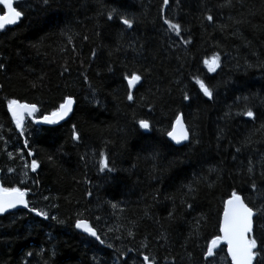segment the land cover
Instances as JSON below:
<instances>
[{
  "label": "trees",
  "instance_id": "1",
  "mask_svg": "<svg viewBox=\"0 0 264 264\" xmlns=\"http://www.w3.org/2000/svg\"><path fill=\"white\" fill-rule=\"evenodd\" d=\"M15 3L22 17L0 32V187L29 207L0 215V264H231L220 221L233 191L264 264V0ZM67 97L68 119L34 122ZM9 100L37 107L20 130ZM179 114L189 138L174 145Z\"/></svg>",
  "mask_w": 264,
  "mask_h": 264
},
{
  "label": "snow or ice",
  "instance_id": "2",
  "mask_svg": "<svg viewBox=\"0 0 264 264\" xmlns=\"http://www.w3.org/2000/svg\"><path fill=\"white\" fill-rule=\"evenodd\" d=\"M47 0H45V3ZM165 5L169 3V0H164ZM0 4L4 6L6 9V13L3 16H0V28H3L5 24L15 23L21 16L22 10H17V7L13 6V0H0ZM113 19L112 15H109V20ZM207 19L211 21L213 19L212 16H208ZM121 23L127 25L128 27H132V22L128 19H121ZM165 24L168 25L169 29L175 32L177 35L180 34L181 26L176 23H172L169 20L164 21ZM219 57L214 55L212 58V63L209 64L208 59H205L204 63L208 66L209 71H214L215 66ZM2 67V65H0ZM125 79L128 81L129 88L133 87L136 82L141 80V76L136 73H132L130 76H126ZM199 87L203 94L211 98L212 92L209 87L206 85L204 81L197 80ZM188 99V96L184 97ZM128 99H132L131 93H129ZM73 101L71 98H66L65 102L61 104V111L59 113H53V116L59 115L62 119L67 113L71 110V105ZM17 109H27L29 111H35V105H20L16 100L8 101V110L11 113L16 127L18 129H22V123L20 119V114ZM245 115L248 117H254V113L249 109ZM46 122L52 123L54 122L48 116L44 117ZM140 127L147 129L149 124L145 120H141ZM181 118L177 116L176 125H180ZM168 135L176 141V143H180L182 140H187L188 135L187 132L181 128L179 133L176 132L174 127L173 131L169 132ZM73 138L78 139L79 136L74 132ZM31 155V153H29ZM103 157V154H101ZM102 168H107V162L105 159L101 160ZM37 167V162L35 160L32 161V169L35 171ZM251 171V169H249ZM254 186V185H253ZM18 204H22L25 208H28L29 205L25 201V192L20 190L19 188H2L0 187V213L7 211L8 209L15 208ZM32 211H36L35 208L31 209ZM37 215L47 216L46 213L36 212ZM254 215L253 208L249 207L248 204L244 202L242 197L238 195L235 191L232 192L231 198L226 202L225 210H224V218L223 223L221 225L220 231L223 233V239L226 240L228 245V252L231 256L233 264H253L254 257L256 256V252L254 249L257 247V241L255 239L247 238V234L252 230V217ZM53 219H56L53 217ZM76 227L78 229L82 228L85 232H88L92 236H96L95 230L88 225L87 221L77 220ZM131 235V233H129ZM99 238V237H97ZM217 240L220 237L216 238ZM216 240L212 241V244L215 245ZM213 254V248L209 247L208 256ZM148 257L145 256V262L148 261Z\"/></svg>",
  "mask_w": 264,
  "mask_h": 264
},
{
  "label": "water",
  "instance_id": "3",
  "mask_svg": "<svg viewBox=\"0 0 264 264\" xmlns=\"http://www.w3.org/2000/svg\"><path fill=\"white\" fill-rule=\"evenodd\" d=\"M6 11H7V10H6ZM5 13H6V12H5ZM5 13H4V14H5ZM4 14H3V15H4ZM3 15H0V16H3ZM17 22H18V20H17L15 23H17ZM15 23H12V24H5V26H4L3 28H5V27H7V26H12V25L15 24ZM3 28H0V29H3ZM138 82H139V81H138ZM138 82H136L135 85H136ZM127 83H128V81H127ZM135 85H134V86H135ZM68 98H70V97H68ZM71 99H72V98H71ZM72 101H73V103H72V105H71V110H70V111L67 113V115H65L62 119L59 117V115H56V116H53V115H52L53 113H59V111H61V108L59 107V109H58L57 111H55V112H53V113H51V114H48V115H44L43 117L37 118V119L35 120V122H36L37 124L51 126V125H56V124H59V123L65 121L66 119H68V117H69V116L71 115V113H72V110H73V107H74V100L72 99ZM64 102H65V100H64ZM64 102H63V103H64ZM63 103H62V104H63ZM19 104H20V103H19ZM20 105H30V104H20ZM60 106H61V105H60ZM35 110H36V107H35ZM17 111H18V113L20 114L21 123L23 122V116H24L25 113L28 114V115H31V114H33V113L35 112V111H29V110H27V109H17ZM9 113H10V112H9ZM10 115H11V113H10ZM45 116H48V117H49L51 120H53L54 122H52V123L46 122V121L44 120V117H45ZM178 116L181 118V123H180V125H176V119H177V117H176V118H175V121H174V123H173V125H172V127H171L170 132L173 131L174 127H175L177 133H179L180 129L183 128V129L187 132V135H188V137H189L188 130H187V127H186V124H185V122H184V120H183V116H182L181 114L178 115ZM11 117H12V115H11ZM12 118H13V117H12ZM143 129H144V128H143ZM144 130H147V129H144ZM169 140H170L174 145H181V144L185 143L188 139H187V140H182L180 143H176V141L173 140V139L169 136ZM230 198H231V197H230ZM230 198H228V199L226 200V202H227ZM25 201L27 202L26 197H25ZM226 202H225V204H224V210H225ZM17 208H25V207H24L22 204H18L15 208L8 209L7 211H5V212H3V213H0V215L4 214V213H6V212H9V211H11V210L17 209ZM224 210H223V213H222V216H221L220 228H221V225H222V223H223ZM252 218H253V217H252ZM252 226H253V220H252ZM76 228H77V227H76ZM77 229H78V228H77ZM78 230H80V231H82V232H85L82 228H80V229H78ZM85 233H88V232H85ZM220 233H221L222 241L226 244L227 255H228L229 259H230L231 264H233L232 259H231V256H230V254H229V252H228V245H227V242H226V240L223 239V233H222L221 231H220ZM250 233H251V231L247 234V238H249ZM88 234H89V233H88Z\"/></svg>",
  "mask_w": 264,
  "mask_h": 264
}]
</instances>
